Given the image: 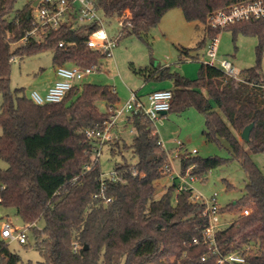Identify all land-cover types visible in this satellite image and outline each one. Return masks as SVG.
I'll list each match as a JSON object with an SVG mask.
<instances>
[{"label":"trees","instance_id":"16d2710c","mask_svg":"<svg viewBox=\"0 0 264 264\" xmlns=\"http://www.w3.org/2000/svg\"><path fill=\"white\" fill-rule=\"evenodd\" d=\"M18 1L0 0V160L7 164L0 166V207L14 209L30 227L42 258L38 264H217L205 244L193 242L202 240L208 220L203 207L190 202L191 192L176 193L169 185L157 196L160 180L167 177L169 156L155 122L146 116H130L125 126L133 129L131 144L122 136L105 143L114 159L122 158L114 166L122 180H105L103 185L100 160L93 164L98 141L87 132L102 129L110 120L119 102L115 89L82 83L60 103L37 105L25 96V89L11 88L16 57L51 51L55 68L100 67L105 58L83 46L99 23L77 24L74 10L59 28L39 29L37 39L29 36L36 26L33 10L37 0L16 8ZM249 1L96 0V6L108 18L131 22V27H121L119 42L124 36H141L156 28L175 8L182 9L188 21L205 23L212 37L220 30L208 26L211 14ZM226 30L259 40L256 65L241 70L238 78L205 63L194 80L167 70L153 77L173 82L168 113L199 111L205 119L206 141L227 149L230 155L202 159L182 152L183 171L194 166L191 173L205 181L217 167L234 160L241 164L247 177L245 191L221 208L223 214L235 211L236 217L218 231L216 241L223 254L249 247L245 251L248 261L264 264V172L253 159V155H264V19L239 22L222 32ZM68 43H77L79 48L71 49ZM100 102L106 103L105 110ZM250 124L254 127L246 142L241 133ZM134 168L137 176L132 174ZM246 208L249 215L242 213ZM40 222H44L42 228ZM20 262L21 256L0 237V264Z\"/></svg>","mask_w":264,"mask_h":264},{"label":"rangeland","instance_id":"374dc122","mask_svg":"<svg viewBox=\"0 0 264 264\" xmlns=\"http://www.w3.org/2000/svg\"><path fill=\"white\" fill-rule=\"evenodd\" d=\"M30 0H19L16 8H21ZM92 2L96 0H91ZM99 14L104 20L105 28L110 39H117L121 25L114 18H108L102 10ZM218 31V30H217ZM218 47V60L229 61L236 71L252 67L257 63V46L259 40L256 36L237 34L232 31L222 30ZM215 34V35H216ZM210 37L207 33V25L201 21H188L182 9L175 8L168 11L156 28L142 33L141 36L130 35L121 38L113 50V58H103L100 61V70L86 76L82 83L112 86L119 98L117 106L122 107L132 94L144 98L158 88H173L172 80L168 78L153 77L159 70L167 68L169 73H177L188 79L198 78L199 68L202 63H208L207 44ZM69 66V65H68ZM215 66L220 68L219 62ZM54 62L51 51L40 52L20 59L12 60L11 88L13 90L23 88L27 98L32 91H39L54 80ZM261 68L264 73V49L262 54ZM2 96L0 95V110ZM99 106L105 110L106 103L100 102ZM122 137L131 144L134 133L132 127H125V123H119ZM205 128L204 116L194 108L182 113H168L165 117L155 122L156 132L164 148L170 153L177 148V143L183 144V153L198 158L219 156L228 158L229 152L220 148L214 143L207 142L203 130ZM119 130V131H120ZM2 131L0 128V135ZM196 150L197 153H192ZM129 157V154L126 153ZM255 163L264 172V155H253ZM111 156L108 146L102 149L100 164L102 173L109 175L114 171L116 161ZM0 166L6 168L7 164L0 160ZM175 171L180 170V162L175 159L173 162ZM247 182L246 174L238 161L217 167L209 171L207 180L201 179L194 183L195 189L206 196L218 194V201L222 208L237 201L245 191ZM231 184V188L227 185ZM157 196L160 197L170 185V177H163L159 183ZM172 203H176V194L173 195ZM235 211L226 212L222 217L221 229L227 228L229 223L235 219ZM9 220L17 228L25 225L16 215L14 209L0 207V227L4 221ZM44 222L38 224L42 228ZM28 245H21L18 242H7L11 251L21 256L19 264H38L42 260L39 252L34 247L32 232L28 231ZM124 264V263H122Z\"/></svg>","mask_w":264,"mask_h":264},{"label":"built area","instance_id":"2783aa9c","mask_svg":"<svg viewBox=\"0 0 264 264\" xmlns=\"http://www.w3.org/2000/svg\"><path fill=\"white\" fill-rule=\"evenodd\" d=\"M75 10L77 13V24H91L99 23L100 27L95 30L87 39L83 46H87L93 51H97L105 58H113V50L118 44V38L110 39L104 25V20L99 14L96 1L91 0H38V4L34 7L33 14L35 18V28L29 33V36H35L40 39L38 30L45 28L57 29L60 25L67 21L70 13ZM105 15V13H104ZM106 16V15H105ZM121 25L131 27V22L124 23V18H114ZM264 19V0H252L246 3L234 4L225 9L218 10L211 14L208 18V26L214 30H224L236 23ZM221 34H216L210 37L207 44V57L210 59L208 63L215 66L219 62V67L230 77L238 78L239 73L233 65L227 60H218V47L220 43ZM63 46V44H60ZM67 47L71 49L79 48L77 43H68ZM98 65L82 68L76 65L58 66L56 67V74L58 80L51 86L45 95L37 91L30 93V98L37 105H45L48 103L62 102L68 93L76 86L82 84L83 79L99 71ZM173 99V92L170 89H160L153 91L147 96L146 102L142 101L136 94H132L127 102L122 106H117L113 114L105 123L102 129L95 131H88V137L94 138L98 141L97 148L93 157V164L100 160L102 149L106 142L113 140L116 135L114 133L115 127L120 121H126L130 116H146L149 120L156 122L163 117V113H168L171 108ZM133 132V129H132ZM177 148L168 153L169 164L165 167L167 176L170 177V185L175 187L176 193L185 191L191 192L190 202L198 204L203 207V214L207 217L208 224L203 230L202 240L195 239L194 244H205L208 247L209 253L217 258V264H251L245 251H249V247L244 251H234L228 254H223L217 244L216 234L221 230V223L223 213L218 201V194L214 193L211 196H206L195 189L194 183L201 180L197 175L192 174L191 171L194 166H190L186 171H183L180 164V170L177 172L173 166L175 159L181 163V151L184 148L183 144L178 142ZM192 153H197L192 150ZM132 174L137 176L139 173L134 168ZM102 183L105 180L121 181V177L116 171L109 175H101ZM243 215H249L250 210L244 209ZM30 227L25 225L23 228H17L9 220L4 221L0 227V237L7 242H18L21 245H26L28 242V231ZM204 256L202 260L204 261Z\"/></svg>","mask_w":264,"mask_h":264},{"label":"crops","instance_id":"0c3cea01","mask_svg":"<svg viewBox=\"0 0 264 264\" xmlns=\"http://www.w3.org/2000/svg\"><path fill=\"white\" fill-rule=\"evenodd\" d=\"M227 31V30H226ZM100 70V69H99ZM161 70H167V68H164V69H161ZM240 72V71H239ZM54 74H55V77H54V80H52L51 82H49V84L47 85V86H45V87H43L42 88V92L44 93V94H46L47 92H48V90H49V88L51 87V86H53L54 85V83L58 80V76H57V74H56V68H54ZM160 89H170V90H172V88H158V89H154L153 91H156V90H160ZM153 91H151L150 93H152ZM39 92V91H38ZM40 93V92H39ZM149 93V94H150ZM41 94V93H40ZM136 95H137V93H135ZM148 94V95H149ZM43 95V94H42ZM147 95V96H148ZM142 101L144 100V98L142 97V96H139V95H137ZM147 96H146V98H147ZM166 115V114H165ZM165 115H163V117H165ZM121 122H123V123H125V125H126V121H120L119 123H121ZM119 123H118V125L115 127V129H114V133H115V135L116 136H122L121 134H122V131L120 130V128H119ZM126 127V126H125ZM120 130V131H119ZM173 150H175V149H173ZM173 150H171L170 152H172ZM183 151H181V153H182ZM181 164V163H180Z\"/></svg>","mask_w":264,"mask_h":264},{"label":"water","instance_id":"95a60500","mask_svg":"<svg viewBox=\"0 0 264 264\" xmlns=\"http://www.w3.org/2000/svg\"><path fill=\"white\" fill-rule=\"evenodd\" d=\"M37 4H38V0L34 3V7H36ZM163 114L165 115L166 113H163ZM253 127H254V124H250L242 131V133H241V139L242 140H244L246 142L250 141V133H251ZM86 248H87V246L85 247V249Z\"/></svg>","mask_w":264,"mask_h":264}]
</instances>
